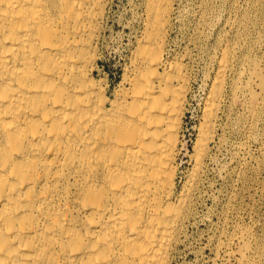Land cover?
<instances>
[{
  "label": "bare ground",
  "instance_id": "1",
  "mask_svg": "<svg viewBox=\"0 0 264 264\" xmlns=\"http://www.w3.org/2000/svg\"><path fill=\"white\" fill-rule=\"evenodd\" d=\"M110 2L0 0V264H172L178 250L235 50L229 40L218 56L193 169L178 189L192 78L183 57L164 55L175 0H146L140 44L115 92L98 75ZM229 87L255 117L264 60L235 65ZM240 251L246 264L247 246Z\"/></svg>",
  "mask_w": 264,
  "mask_h": 264
},
{
  "label": "rangeland",
  "instance_id": "2",
  "mask_svg": "<svg viewBox=\"0 0 264 264\" xmlns=\"http://www.w3.org/2000/svg\"><path fill=\"white\" fill-rule=\"evenodd\" d=\"M208 1L175 0L170 20L172 26L169 27L164 54L170 59L181 60L183 57L182 61L188 66V71L191 72L189 76L192 78L181 134L183 146L181 145L178 158V189H181L187 174L193 169L192 156L202 130L205 101L215 77L222 47L230 40L229 43L235 48L229 83L235 65L244 68L251 58L264 60V18L260 19L264 16V0ZM239 4L241 5L238 6ZM146 6V0H111L107 8L104 20L106 25L100 41L98 75L105 77L110 85V92H115V88L123 85L125 73L130 72L136 47L138 48L145 29ZM237 25H240V30ZM236 31L239 32L235 36ZM232 35L235 39L231 38ZM245 53L247 57L244 56ZM243 80H246V76ZM229 83L227 92H224V95L227 93V99L223 98L213 131L214 139L209 145L197 192L193 195L192 207L188 213L189 218L185 222L172 264H242L240 260L244 256L240 250L244 244L248 248L246 258L249 261L246 264H264V94L261 96L263 109H258L256 116L251 118L247 116L249 106L245 93L240 92V99L232 100ZM127 85L125 82V86ZM229 100L234 101L233 104Z\"/></svg>",
  "mask_w": 264,
  "mask_h": 264
}]
</instances>
